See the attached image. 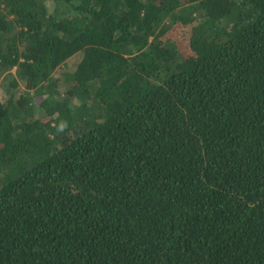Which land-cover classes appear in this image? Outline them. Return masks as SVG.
Instances as JSON below:
<instances>
[{"label":"trees","instance_id":"1","mask_svg":"<svg viewBox=\"0 0 264 264\" xmlns=\"http://www.w3.org/2000/svg\"><path fill=\"white\" fill-rule=\"evenodd\" d=\"M13 68L0 264H264V0H0Z\"/></svg>","mask_w":264,"mask_h":264},{"label":"rangeland","instance_id":"2","mask_svg":"<svg viewBox=\"0 0 264 264\" xmlns=\"http://www.w3.org/2000/svg\"><path fill=\"white\" fill-rule=\"evenodd\" d=\"M49 3H51V2H48V4ZM50 5H53V3L50 4ZM81 55L82 54H80V53H75L73 56H71L68 59H66L54 71L53 74H54V77L56 78L57 83H58L59 86L64 87V86L67 85V83L69 82L68 76H69V74H71V72L75 68L76 63L80 60ZM15 73H16V71L13 68V69H10V70L0 74V100L1 101L8 100V98L10 97V94L12 92H10L11 85L9 84V81L14 78ZM20 87H22V89L24 88L23 83H20Z\"/></svg>","mask_w":264,"mask_h":264}]
</instances>
